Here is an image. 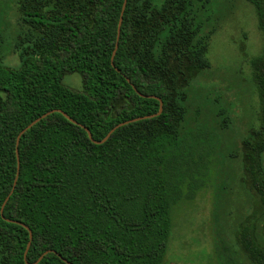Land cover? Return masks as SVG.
Here are the masks:
<instances>
[{
  "label": "trees",
  "instance_id": "1",
  "mask_svg": "<svg viewBox=\"0 0 264 264\" xmlns=\"http://www.w3.org/2000/svg\"><path fill=\"white\" fill-rule=\"evenodd\" d=\"M247 1L263 45L240 136L234 102L200 80L222 0H126L113 65L124 0H0V264H27L28 230L29 263L164 264L176 208L208 186L216 264H264V0ZM133 86L161 112L93 142L79 124L100 140L158 111ZM236 181L252 206L231 237Z\"/></svg>",
  "mask_w": 264,
  "mask_h": 264
},
{
  "label": "rangeland",
  "instance_id": "2",
  "mask_svg": "<svg viewBox=\"0 0 264 264\" xmlns=\"http://www.w3.org/2000/svg\"><path fill=\"white\" fill-rule=\"evenodd\" d=\"M222 6L224 16L205 45L203 57L207 61V67L200 80L208 85L214 84L215 91H219L216 96L224 95L234 102V130L241 134L240 136H245L250 126H257L255 117L258 100L250 60L260 54L263 39L257 26L254 7L250 2L222 0ZM213 8H217L216 3ZM1 10H5V5ZM9 16L14 25L16 15L13 5ZM4 18L5 13H0L1 23ZM6 29L9 36H12L13 28L9 25ZM64 83L76 88L79 79L66 75ZM218 153L223 155L228 152ZM236 166V173L241 176L240 162L236 161ZM232 198L237 211L234 218L229 220L231 237L252 206L249 189L241 182L236 181ZM213 200V191L208 186L200 191L191 203L176 208L164 264H216L212 246ZM244 264L248 262L244 261Z\"/></svg>",
  "mask_w": 264,
  "mask_h": 264
},
{
  "label": "water",
  "instance_id": "3",
  "mask_svg": "<svg viewBox=\"0 0 264 264\" xmlns=\"http://www.w3.org/2000/svg\"><path fill=\"white\" fill-rule=\"evenodd\" d=\"M125 1H126V0H124L123 5H122V9H121V12H120V17H119V20H118L117 31H116V43H115V46H114V48H113V50H112V54H111V58H110V59H111V64H112V65L114 64V63H113V57H114V54H115L116 49H117V40H118L119 33H120V25H121V21H122V13H123V9H124V5H125ZM133 88L137 91V89H136L134 86H133ZM137 92H138V91H137ZM138 94L141 95V96H151V97H155V98H157V99L159 100V108H158V111H157L156 113H153V114H149V115H145V116H140V117H135V118H132V119L125 120V121H122V122H120V123H117V124H115L112 128H110V130L106 133V135H105L102 139H100V140H95V139H93V138H92V135H91V133H90V131H89V129H88L87 127H85L84 125L79 124L76 120H74L73 118H71L67 113H65L64 111H62V110H60V109H57V111L60 112V113H62L67 119H69V120L72 121L73 123L79 124L82 128H84V129L86 130V132H87L89 138H90L93 142H95V143H102L103 141H105V140L109 137V135H110V134H111V133H112L117 127H119V126H121V125H123V124H126V123H128V122H131V121H135V120L142 119V118H146V117H152V116L157 115V114H159V113L161 112V110H162V100H161L160 98L156 97L155 95H145V94L140 93V92H138ZM53 111H55V109L49 110V111H47V112H44L43 114L39 115L38 117H36V118H34L32 121H30L26 126H24V127L19 131V133L17 134V138H16V150H15L17 156H18V142H19V138H20L21 134L24 133L25 130H27L29 127H31L33 124H35L37 121H39L40 119H42L43 117H45L46 115H48L49 113H51V112H53ZM18 169H19V162L17 161V171H16V176H15V179H14V183H13V185H14L15 182H16V178H17V175H18ZM8 196H9V194H8ZM8 196H6L4 202L2 203V206H1V209H0L1 212H2V209H3V205H4L5 201L7 200ZM21 224H22L24 227H26V228L28 229V227H27L25 224H23V223H21ZM28 232H29V240H28L27 245H26V248H25V250H24V260H25V262H26L27 264H35V263H36V262L42 257V255H40L39 258H38L36 261H34L33 263H29V262L26 260V253H27V249H28V246H29V244H30V240H31V231L28 230ZM44 253H45V252H44ZM68 263H69V264H72V263H70V262H68Z\"/></svg>",
  "mask_w": 264,
  "mask_h": 264
}]
</instances>
